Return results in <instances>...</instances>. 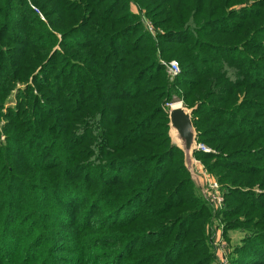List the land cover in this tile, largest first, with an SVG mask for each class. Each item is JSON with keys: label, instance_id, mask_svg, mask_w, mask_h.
Here are the masks:
<instances>
[{"label": "trees", "instance_id": "1", "mask_svg": "<svg viewBox=\"0 0 264 264\" xmlns=\"http://www.w3.org/2000/svg\"><path fill=\"white\" fill-rule=\"evenodd\" d=\"M1 132L0 264H211L216 219L246 231L232 264H264V0H0Z\"/></svg>", "mask_w": 264, "mask_h": 264}, {"label": "rangeland", "instance_id": "2", "mask_svg": "<svg viewBox=\"0 0 264 264\" xmlns=\"http://www.w3.org/2000/svg\"><path fill=\"white\" fill-rule=\"evenodd\" d=\"M132 7H133V10L135 12L138 11V8L135 4H133ZM142 20L145 22V26L150 31V33L151 34L153 33L152 35L155 36L154 34L156 33V29H154L152 22L149 19H147L144 14H143ZM172 61H177V60H175V59H172L170 61L162 60V64L166 66L167 74H168V77L171 79V81H173V79H175L181 73V67H180V64L178 61L177 62L179 65V72L177 74L170 72L169 64ZM177 103H180V104L186 106L182 100H175L174 102H172L170 104L171 108H172V106L176 105ZM15 104H16V96H15V94H13L12 97L9 98L7 105H6V108L8 106H14ZM171 136H172L174 143L179 145L178 139L176 138V136L172 132H171ZM5 137H6V135L3 132H1L0 133L1 140H6ZM190 171L192 173V178H193V181L195 183L198 194L209 205L216 207L215 205H213V203H211L206 198L207 185H206V181H205V173L209 174L210 176H212V175L209 173V171L205 167L204 163L201 162L200 160H199V162H195V164L192 163V170H190ZM212 177L214 178V176H212ZM218 183H219V181H218ZM220 187H221V190L224 194V191L222 189L221 184H220ZM254 191L257 193H262V192L264 193V190L258 186L254 188ZM224 197H225V195H224ZM216 223H217V225H215L213 229L207 230V233H208L207 244H208V246H210L212 254L214 256L212 261H211V264H222L223 259H227V262H229V264H232L231 261H232V258L234 256L235 248H236V246L241 244L242 239L246 235V231L232 230L229 232V235L226 236L224 229H223L224 224H222L221 222L219 223L217 221V219H216ZM212 245L214 246V248L212 247ZM80 257L84 258L82 254H80ZM102 260H104V259H101V262H103Z\"/></svg>", "mask_w": 264, "mask_h": 264}, {"label": "water", "instance_id": "3", "mask_svg": "<svg viewBox=\"0 0 264 264\" xmlns=\"http://www.w3.org/2000/svg\"><path fill=\"white\" fill-rule=\"evenodd\" d=\"M186 109H188L189 112L182 108H171L169 112L170 131L178 139L179 146L185 152L186 164L188 168L192 170V163L194 160L193 153L198 148V142L196 140V129L192 120V109L188 107H186Z\"/></svg>", "mask_w": 264, "mask_h": 264}, {"label": "built area", "instance_id": "4", "mask_svg": "<svg viewBox=\"0 0 264 264\" xmlns=\"http://www.w3.org/2000/svg\"><path fill=\"white\" fill-rule=\"evenodd\" d=\"M38 12L40 13L39 10H38ZM169 70H170V72L177 74L179 72L178 62L177 61L170 62ZM197 149H203L205 151H210V149L207 148L202 143H198ZM195 162H199V160H197L194 157L193 163L195 164ZM205 181H206V185H207L206 198L211 203H213V205H215L217 208L221 207L225 201V197H224V194L221 190L220 184L218 183V181L216 179H214L212 176H210L209 174H206V173H205ZM222 264H229V262H227V259H223Z\"/></svg>", "mask_w": 264, "mask_h": 264}, {"label": "bare ground", "instance_id": "5", "mask_svg": "<svg viewBox=\"0 0 264 264\" xmlns=\"http://www.w3.org/2000/svg\"><path fill=\"white\" fill-rule=\"evenodd\" d=\"M172 108L173 109H177V108L181 109L182 108V109H185L187 112H189V110L186 109V107L184 105L180 104V103H177L176 105L172 106ZM173 132H174V130H173Z\"/></svg>", "mask_w": 264, "mask_h": 264}]
</instances>
